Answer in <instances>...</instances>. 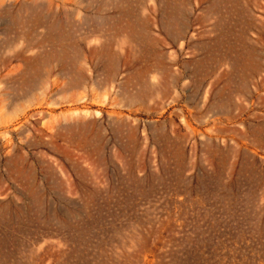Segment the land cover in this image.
I'll list each match as a JSON object with an SVG mask.
<instances>
[{"label": "rangeland", "instance_id": "1", "mask_svg": "<svg viewBox=\"0 0 264 264\" xmlns=\"http://www.w3.org/2000/svg\"><path fill=\"white\" fill-rule=\"evenodd\" d=\"M0 264H264V0H0Z\"/></svg>", "mask_w": 264, "mask_h": 264}, {"label": "crops", "instance_id": "2", "mask_svg": "<svg viewBox=\"0 0 264 264\" xmlns=\"http://www.w3.org/2000/svg\"><path fill=\"white\" fill-rule=\"evenodd\" d=\"M34 87H35V81L33 79V81H32V88H34Z\"/></svg>", "mask_w": 264, "mask_h": 264}]
</instances>
